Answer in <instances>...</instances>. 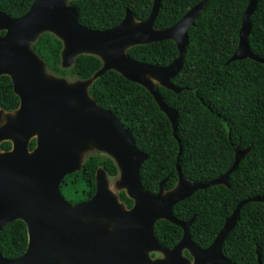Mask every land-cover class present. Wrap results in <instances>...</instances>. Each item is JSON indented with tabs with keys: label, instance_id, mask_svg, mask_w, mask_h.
<instances>
[{
	"label": "water",
	"instance_id": "water-1",
	"mask_svg": "<svg viewBox=\"0 0 264 264\" xmlns=\"http://www.w3.org/2000/svg\"><path fill=\"white\" fill-rule=\"evenodd\" d=\"M69 1L33 0L18 18L0 12V31H4L0 35V76L10 78L19 99L12 112L0 108V143H11L10 149L0 150V230L20 220L27 234L25 251L15 258L0 254V264H190L183 250L188 251L191 264H233L222 254L223 242L234 228L240 209L262 198L240 201L206 248H199L190 239L189 226L194 217L177 220L172 209L198 190L228 186L230 174L250 148H236L232 166L207 182H190L182 176L179 152L175 187L165 191V178L158 191L150 193L139 178L146 153L136 148L132 133L112 111L99 108L87 93L95 79L113 70L149 92L176 137L178 114L164 103L157 85L180 91L171 81L182 67L187 30L209 0H200L165 29L153 27L160 4V0H153L145 20H135L126 10L122 21L106 30L82 26L76 7ZM257 2L248 0L238 46L230 61L251 58L264 63L253 56L247 40ZM44 32L62 41V67L70 66L82 53L97 55L102 66L91 78L73 83L48 75L42 60L30 48ZM164 40H172L178 52L164 67L132 60L126 54L130 47ZM32 139L35 146L29 149ZM91 149L104 152L115 162L119 171L116 187L133 201L129 209L108 189L101 168L96 170L95 192L89 200L70 204L63 197L61 181L80 170L83 154ZM158 220L182 229L180 241L172 248L163 247L155 238ZM150 252H160L163 258L151 259ZM257 264H261L258 251Z\"/></svg>",
	"mask_w": 264,
	"mask_h": 264
},
{
	"label": "trees",
	"instance_id": "trees-1",
	"mask_svg": "<svg viewBox=\"0 0 264 264\" xmlns=\"http://www.w3.org/2000/svg\"><path fill=\"white\" fill-rule=\"evenodd\" d=\"M32 1L0 0V12L18 18L28 11ZM199 2L160 0L153 27L165 29L174 25ZM70 4L76 7L82 26L106 30L119 24L126 10L135 20H145L153 0H72ZM247 4L248 0H209L187 30L182 67L171 81L180 91L157 85L164 103L178 114L176 137L170 121L149 92L113 70L95 79L87 93L99 108L112 111L132 133L136 148L146 153L139 178L150 193L157 192L165 178V191L175 187L179 152L182 176L190 182H207L232 166L236 148H250L230 174L228 186L198 190L176 203L172 214L180 221L194 217L189 226L190 239L199 248H206L240 201L262 198L249 201L240 209L221 251L233 264H257L258 251L264 264V63L251 58L230 61L238 46ZM250 24L247 38L250 51L264 60V0H258ZM62 47V41L49 32L40 34L30 45L42 60L45 72L68 83L87 80L102 66L97 55L82 53L70 66L62 67ZM126 54L132 60L157 67L168 65L178 56L172 40L133 46ZM18 104L10 78L0 76V108L12 112ZM10 146V142H2L0 150H8ZM34 146L33 139L29 149ZM98 168L110 177L118 173L111 157L94 151L85 156L80 170L63 178L62 195L63 189H70L79 196L74 201L67 200L70 204L94 195ZM117 195L126 207L132 206L133 201L124 191ZM154 235L163 247L172 248L180 241L182 229L158 220ZM26 245V226L22 221L15 220L0 230L3 257L20 256Z\"/></svg>",
	"mask_w": 264,
	"mask_h": 264
},
{
	"label": "rangeland",
	"instance_id": "rangeland-1",
	"mask_svg": "<svg viewBox=\"0 0 264 264\" xmlns=\"http://www.w3.org/2000/svg\"><path fill=\"white\" fill-rule=\"evenodd\" d=\"M68 79V78H67ZM73 79L70 78L68 79L69 81ZM75 79V78H74ZM72 81V80H71ZM155 83H157L155 80H154ZM94 151H98V150H95V149H91L89 150L88 152L84 153L83 156H82V159L85 158L86 155L94 152ZM107 179V182H108V189L117 196L118 192H119V189L116 187V181L118 179V176H107L106 177ZM63 197L65 198V200L67 201H74L75 199H77L79 196L74 194L70 189L67 190V189H63ZM150 254V253H149ZM190 264H191V261H190Z\"/></svg>",
	"mask_w": 264,
	"mask_h": 264
},
{
	"label": "flooded vegetation",
	"instance_id": "flooded-vegetation-1",
	"mask_svg": "<svg viewBox=\"0 0 264 264\" xmlns=\"http://www.w3.org/2000/svg\"><path fill=\"white\" fill-rule=\"evenodd\" d=\"M68 4L69 5H71L70 4V1L68 2ZM126 12V11H125ZM24 15V14H23ZM0 32H2V33H0V35H3L4 34V31H0ZM33 140V139H32ZM35 140V139H34ZM5 142V141H4ZM9 142V141H8ZM1 144V143H0ZM11 144V143H10ZM10 148H11V146H10ZM28 148H29V145H28ZM99 152H101V151H99ZM102 153H104V152H102ZM105 154V153H104ZM107 155V154H106ZM104 171V170H103ZM106 174V173H105ZM119 175V171H118V173H117V175L116 176H118ZM108 175L106 174V177H107ZM118 196V195H117ZM121 202V201H120ZM124 207L126 208V209H129L130 207H126L125 205H124ZM186 252V253H185ZM182 255L183 256H185V257H187L188 259H190V261L192 260V258L190 257V255L188 254V251L187 250H183L182 251ZM149 257L151 258V259H157V258H163V254L162 253H160V252H150V254H149Z\"/></svg>",
	"mask_w": 264,
	"mask_h": 264
}]
</instances>
